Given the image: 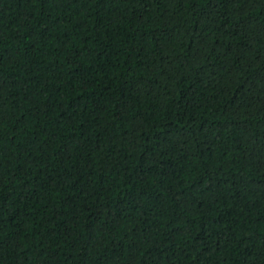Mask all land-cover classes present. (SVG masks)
I'll use <instances>...</instances> for the list:
<instances>
[{
	"label": "trees",
	"instance_id": "obj_1",
	"mask_svg": "<svg viewBox=\"0 0 264 264\" xmlns=\"http://www.w3.org/2000/svg\"><path fill=\"white\" fill-rule=\"evenodd\" d=\"M0 264H264V0H0Z\"/></svg>",
	"mask_w": 264,
	"mask_h": 264
}]
</instances>
